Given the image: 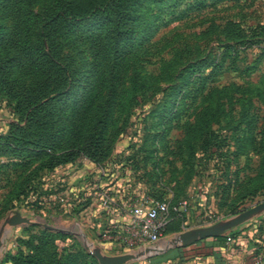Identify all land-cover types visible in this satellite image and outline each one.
I'll list each match as a JSON object with an SVG mask.
<instances>
[{
    "label": "rangeland",
    "instance_id": "1",
    "mask_svg": "<svg viewBox=\"0 0 264 264\" xmlns=\"http://www.w3.org/2000/svg\"><path fill=\"white\" fill-rule=\"evenodd\" d=\"M150 9L113 69L109 51L96 58L93 22L64 38L77 77L62 111L65 141L87 132L92 111L114 90L110 152L98 164L79 156L50 168L34 155L0 151V264H14L11 256L38 240L44 264H86L81 255L94 256L96 247L137 255L126 264H179L174 250L182 246L172 240L180 233L228 222L264 201V0H166ZM4 15L11 32L13 18ZM17 121L1 102L0 134ZM99 186L116 200L143 192L188 205L161 240L124 246L103 235ZM16 211L52 229L5 223ZM232 230L264 239V211ZM250 258L264 264V246Z\"/></svg>",
    "mask_w": 264,
    "mask_h": 264
},
{
    "label": "trees",
    "instance_id": "2",
    "mask_svg": "<svg viewBox=\"0 0 264 264\" xmlns=\"http://www.w3.org/2000/svg\"><path fill=\"white\" fill-rule=\"evenodd\" d=\"M165 2L0 0V104L12 106L19 116V122H13L6 134H0V151L34 155L41 165L50 168L79 156L97 164L103 162L110 152L106 135L112 124L114 90L92 111L87 132L80 138L78 132L72 131V136L65 141L67 130L62 125V111L67 90L74 87L77 77L71 62L64 58V38L77 31L82 23L93 22L97 27L96 58L109 51V68L113 69L117 60L125 58L139 39L136 26L141 23L142 12H151L152 3ZM174 9L171 5V10ZM5 13L14 21L11 32L3 25ZM85 118L82 116L80 122ZM22 120L26 121L25 125L21 124ZM48 231L43 229V234ZM238 232L232 230L214 239L223 244L229 235L237 237ZM45 254L44 244L38 240L12 255L11 260L14 264H44ZM81 257L86 264H99L87 252Z\"/></svg>",
    "mask_w": 264,
    "mask_h": 264
},
{
    "label": "built area",
    "instance_id": "3",
    "mask_svg": "<svg viewBox=\"0 0 264 264\" xmlns=\"http://www.w3.org/2000/svg\"><path fill=\"white\" fill-rule=\"evenodd\" d=\"M96 193V217L106 226L103 235L124 246L161 240L173 216L182 213L188 205L187 200L157 199L143 192H136L129 200H116L108 189L100 186ZM232 241L229 235L227 243Z\"/></svg>",
    "mask_w": 264,
    "mask_h": 264
},
{
    "label": "crops",
    "instance_id": "4",
    "mask_svg": "<svg viewBox=\"0 0 264 264\" xmlns=\"http://www.w3.org/2000/svg\"><path fill=\"white\" fill-rule=\"evenodd\" d=\"M250 231H253L251 228ZM227 232L226 234H228ZM237 237H233L232 243H218L214 237L200 240L189 246H182L174 250V256L178 258L179 264H252V252L264 246V239L255 236L253 232H238ZM247 233V234H246ZM225 235V234H224ZM153 249H162L155 244ZM122 253V252H117Z\"/></svg>",
    "mask_w": 264,
    "mask_h": 264
},
{
    "label": "water",
    "instance_id": "5",
    "mask_svg": "<svg viewBox=\"0 0 264 264\" xmlns=\"http://www.w3.org/2000/svg\"><path fill=\"white\" fill-rule=\"evenodd\" d=\"M263 211L264 201L247 209L246 211L236 216L235 218L229 220L228 222L217 223L204 228H196L193 230L182 232L179 234L178 237L172 240V244L179 246H187L210 237H218L224 235L229 229L245 223L252 217L262 213ZM5 223L9 224L10 226H17L19 224L41 225L44 228L52 229L50 225L36 222L31 218L22 215L19 211H16L8 220H6ZM150 251L151 248H147L145 250L146 253H149ZM164 251L165 249H159L156 252L158 253ZM92 253L98 259L100 264H126L137 258V255L133 253L106 255L103 250L99 247L94 248L92 250Z\"/></svg>",
    "mask_w": 264,
    "mask_h": 264
}]
</instances>
